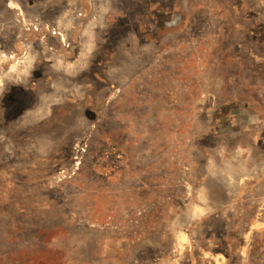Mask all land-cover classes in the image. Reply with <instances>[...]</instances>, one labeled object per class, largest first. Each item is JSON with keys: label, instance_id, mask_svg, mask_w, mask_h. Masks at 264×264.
<instances>
[{"label": "rangeland", "instance_id": "374dc122", "mask_svg": "<svg viewBox=\"0 0 264 264\" xmlns=\"http://www.w3.org/2000/svg\"><path fill=\"white\" fill-rule=\"evenodd\" d=\"M0 264H264V0H0Z\"/></svg>", "mask_w": 264, "mask_h": 264}]
</instances>
